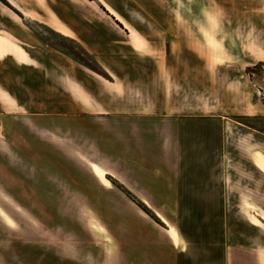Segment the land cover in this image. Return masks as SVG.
<instances>
[{
  "label": "crops",
  "instance_id": "crops-1",
  "mask_svg": "<svg viewBox=\"0 0 264 264\" xmlns=\"http://www.w3.org/2000/svg\"><path fill=\"white\" fill-rule=\"evenodd\" d=\"M100 2L104 12L54 0L50 16L31 14L73 36L112 77L99 105L72 85L63 108L56 95L35 94L46 69L61 75V54L0 0V195L23 205L31 195L82 197L112 221L103 225L116 256L105 264H264V239L249 232L264 228V103L254 87L243 76L214 84L221 100L207 108L202 86L194 90L204 100L190 108L184 71L158 76L175 66L152 56L174 20L189 17L158 10L159 0ZM128 93L141 103L123 102ZM48 98L53 107L32 106Z\"/></svg>",
  "mask_w": 264,
  "mask_h": 264
},
{
  "label": "rangeland",
  "instance_id": "rangeland-1",
  "mask_svg": "<svg viewBox=\"0 0 264 264\" xmlns=\"http://www.w3.org/2000/svg\"><path fill=\"white\" fill-rule=\"evenodd\" d=\"M1 1L12 7L20 24L25 22L38 29L47 48L61 54V75L54 76L53 70L46 69L36 95H56L64 108L70 102L72 85H75L87 89L89 98L97 105L105 100L101 82L112 79L106 69L73 36L59 33L48 24L49 20L31 18L36 12L50 16L54 0H12L14 6L6 0ZM68 1L83 10H86V3H91L93 10H106L100 0ZM157 5L158 10L174 12L176 18L179 13L189 17V20H174V34L168 37L166 45L165 37L159 36L152 56L163 62L168 60L170 66H175L159 67L153 71L158 76L165 77L169 70L175 74L184 71L189 80L187 87L191 86L195 93L186 100L190 108L204 100L195 90L200 91L205 86L208 108L209 103L218 102L222 95L220 90L210 94L209 87L231 85L238 76H243L254 87V97L264 103V0H159ZM23 12L29 18L22 21L18 15ZM203 61H207L206 64ZM128 86L132 88L134 84ZM130 93L123 102L141 103L139 99L131 100ZM116 99L111 100L116 103ZM34 102L36 105H31L36 107L54 106V100L49 98L40 101L39 106V101ZM24 198L23 205L20 196L0 195V264H105V256H116V241L103 225L111 230L112 221L82 197H72L71 201L66 197L56 200L38 195ZM146 213L157 222L161 221L156 213ZM169 214L176 216L177 213ZM237 215L245 219V213ZM228 230L223 228V236ZM242 230L238 227V234ZM253 230L255 237L264 239L262 226L250 228L249 232Z\"/></svg>",
  "mask_w": 264,
  "mask_h": 264
}]
</instances>
